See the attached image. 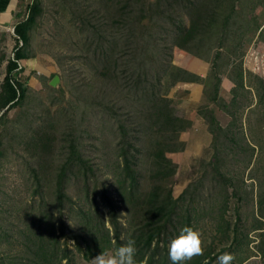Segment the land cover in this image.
<instances>
[{
  "label": "rangeland",
  "instance_id": "obj_1",
  "mask_svg": "<svg viewBox=\"0 0 264 264\" xmlns=\"http://www.w3.org/2000/svg\"><path fill=\"white\" fill-rule=\"evenodd\" d=\"M113 1L109 14L105 0H21L12 19L0 20V101L8 62L19 50L25 57L13 73L24 95L2 109L0 104V264H31L34 255L25 246L29 224L38 219L44 228L58 223L55 188L62 168L70 173L67 192L84 203L81 181L71 170H86L82 167L88 165H65L72 140L78 138L85 162L109 188H119L120 133L108 107L116 99L96 98L106 100L104 111L93 102L104 81L93 70L91 41L92 22L102 30L117 15ZM145 1L156 10L169 9L159 14L167 21L171 15L175 19L170 17L165 31L169 41L181 37L171 36L180 15L183 30L190 33L164 56L168 60L160 84V93L183 120L177 134V147L183 148L166 154L175 172L159 184L162 194L170 192L175 213L183 220V225L171 228L169 238L190 226L201 234L204 253L213 249L210 264H217L225 252L234 256L232 264H264V0H220L219 7L207 12L195 10L215 0H199L188 11L182 4L179 15L172 12L177 0L160 3L161 8L156 0ZM29 17L26 43L15 26ZM154 22L160 29L156 15ZM98 57L102 60L101 54ZM177 71L183 73L175 76ZM55 74L59 81L51 85ZM143 133L141 191H149L155 135ZM119 204L127 236L131 212ZM103 210L109 223L108 208ZM72 221L67 218L66 223ZM227 226L228 238L220 244ZM60 240L62 246L75 248L68 235ZM167 249L161 241L152 251V262L171 264ZM75 264L91 260L77 253Z\"/></svg>",
  "mask_w": 264,
  "mask_h": 264
},
{
  "label": "trees",
  "instance_id": "obj_2",
  "mask_svg": "<svg viewBox=\"0 0 264 264\" xmlns=\"http://www.w3.org/2000/svg\"><path fill=\"white\" fill-rule=\"evenodd\" d=\"M111 1L105 0L109 14L113 11L114 1L113 3ZM156 1L161 8L160 3L171 0ZM177 1L179 4L172 12L179 15L181 10L178 9L182 4L189 7L188 11L197 7L199 0ZM215 1L195 11H214L215 7H219L217 3L220 0ZM115 6L117 15L105 23L106 28L101 30L98 23L92 22L94 28L91 32V41L94 55L93 70L103 79V86L107 88L104 92L103 86L98 85V96H95L93 102L104 111L106 100L96 98L110 99L113 96L116 99L108 107L120 133L119 148L123 164L118 173L121 177L117 183L119 188L116 187L117 190L109 188L107 182L85 162L78 138L72 140L65 165H72L75 162H81L80 166L88 165L82 167L86 170H71L76 179L81 181L84 203L73 199L67 192L66 181L70 173L62 168L58 173L55 188L60 216L56 224L59 230L56 229V224L44 228L42 219L29 224L30 229H27V232L30 231L31 236L25 238V246L34 255L30 259L31 264H75L77 253H80L84 260H91L99 253L108 254L129 239L136 242L138 264H154L151 260L154 248L159 247L161 241L168 247L171 228L183 225V220L175 213L176 201L171 198L169 191L162 194L159 186L175 172V164L166 154L183 148L177 147L181 144L178 142L177 134L183 129V120L170 101L160 93V84L168 60V57L164 56H170L173 46L181 43L177 41L190 33L183 30L185 21L180 15L178 29L171 36L181 37L176 43L169 41L170 35L165 31L170 29L168 24L170 17L172 20L175 19L172 15L169 21L165 15L159 17V14H164L169 9L156 10L145 0H116ZM155 15L161 27L158 30L152 26V22L155 23ZM30 17L15 26L16 33L26 43L31 28ZM225 17L229 18V14ZM99 48H102V51H99ZM99 54L102 55V60L99 59ZM20 59L25 57L19 50L15 59L8 62L1 94V109L15 104L25 93L22 84L13 76ZM182 73L183 71H177L175 76ZM171 76L173 78L174 73H171ZM147 131L155 135V147L153 152L149 153L152 157L150 168L152 170L149 174L152 186L149 191H141L139 153L142 150L143 132ZM213 167L216 171L220 170L218 162ZM186 192L187 190L184 193ZM119 202L125 207L128 206L131 212L128 216L132 224L131 232L127 236V231L119 219L121 215ZM104 207L108 208L109 223L105 217ZM67 218L73 219V224H67ZM177 231L180 232V229ZM229 231L230 226L222 230L224 237L221 238L220 244L228 238ZM57 232L60 234L57 235ZM122 234L126 237H121ZM64 235L74 240V249L62 246L60 239ZM212 252L213 249L208 248L203 256L195 257L186 264H210L214 256H211ZM64 260H67V263H63Z\"/></svg>",
  "mask_w": 264,
  "mask_h": 264
},
{
  "label": "clouds",
  "instance_id": "obj_3",
  "mask_svg": "<svg viewBox=\"0 0 264 264\" xmlns=\"http://www.w3.org/2000/svg\"><path fill=\"white\" fill-rule=\"evenodd\" d=\"M136 242L129 239L114 252L99 253L91 259V264H138L136 260ZM204 255L201 234L190 226L181 228L179 235L171 239L168 245V258L171 264H186L193 258ZM234 256L225 252L217 257V264H232Z\"/></svg>",
  "mask_w": 264,
  "mask_h": 264
},
{
  "label": "crops",
  "instance_id": "obj_4",
  "mask_svg": "<svg viewBox=\"0 0 264 264\" xmlns=\"http://www.w3.org/2000/svg\"><path fill=\"white\" fill-rule=\"evenodd\" d=\"M21 0H0V20L9 21L19 10Z\"/></svg>",
  "mask_w": 264,
  "mask_h": 264
},
{
  "label": "water",
  "instance_id": "obj_5",
  "mask_svg": "<svg viewBox=\"0 0 264 264\" xmlns=\"http://www.w3.org/2000/svg\"><path fill=\"white\" fill-rule=\"evenodd\" d=\"M58 81H59V75H58V74H55V75L52 77V79H51V81H50V84H51V85H55V84H57Z\"/></svg>",
  "mask_w": 264,
  "mask_h": 264
}]
</instances>
